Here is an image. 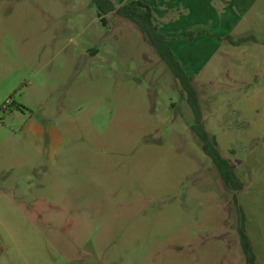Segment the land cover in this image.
Here are the masks:
<instances>
[{
    "label": "rangeland",
    "instance_id": "rangeland-1",
    "mask_svg": "<svg viewBox=\"0 0 264 264\" xmlns=\"http://www.w3.org/2000/svg\"><path fill=\"white\" fill-rule=\"evenodd\" d=\"M146 1L165 29L164 1ZM228 1L231 34L195 28L218 41L186 63L239 192L135 22L0 0V264H247L236 193L264 264V0Z\"/></svg>",
    "mask_w": 264,
    "mask_h": 264
},
{
    "label": "trees",
    "instance_id": "trees-1",
    "mask_svg": "<svg viewBox=\"0 0 264 264\" xmlns=\"http://www.w3.org/2000/svg\"><path fill=\"white\" fill-rule=\"evenodd\" d=\"M92 1L96 5L97 14L104 25L108 23V14L117 13L139 26L146 40L155 48L158 55L168 64L175 74L183 92L186 94L187 101L192 106L196 115V123L193 129L202 140L204 152L218 167L226 187L239 192L244 187V184L233 168L231 161L223 156L217 136L211 134L206 129L198 91L182 61L169 44L168 37L160 30L153 6L144 0H131L123 5H118L115 0ZM193 37L194 35H190V38ZM234 199L239 212V234L247 258V264H256L258 256L248 232L244 207L237 193L234 194Z\"/></svg>",
    "mask_w": 264,
    "mask_h": 264
},
{
    "label": "crops",
    "instance_id": "crops-1",
    "mask_svg": "<svg viewBox=\"0 0 264 264\" xmlns=\"http://www.w3.org/2000/svg\"><path fill=\"white\" fill-rule=\"evenodd\" d=\"M152 1L159 3L161 0ZM163 1L165 6L163 8H165V14L167 15V27L163 29V27L161 28L160 26V30L168 37L169 44L172 46L178 58L182 61L186 70V61L189 60L191 65L194 66L195 56L197 57L202 55L207 45H209L208 43L211 41H218L207 33L195 36V28L200 26L202 27L201 30L210 28L214 31V33H220L223 36L230 35L232 32L233 22L231 21L234 19V17H236V15L235 9L231 8V2L229 3L228 0L221 1L225 2L226 4H230V6H228V9L230 10H225L219 13H217L215 9L211 10L214 6V3H217L218 0ZM148 3L151 4L150 2ZM153 9L155 11V8ZM176 10L177 12L175 13L174 11ZM209 20H212V22L209 23ZM181 25L184 27L183 31L179 28ZM190 35H194V37L190 39ZM37 130L41 132V125L37 124Z\"/></svg>",
    "mask_w": 264,
    "mask_h": 264
}]
</instances>
